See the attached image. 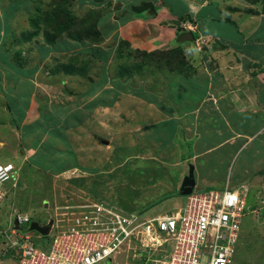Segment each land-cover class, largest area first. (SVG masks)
I'll return each mask as SVG.
<instances>
[{
  "label": "crops",
  "instance_id": "obj_1",
  "mask_svg": "<svg viewBox=\"0 0 264 264\" xmlns=\"http://www.w3.org/2000/svg\"><path fill=\"white\" fill-rule=\"evenodd\" d=\"M112 1L120 7H106ZM143 3L153 4L156 14L136 15L133 7ZM98 8L102 12L98 29L104 41L97 57L84 54L87 44L79 48L67 38L58 39L51 47L43 44L36 52L44 69H51L48 78L42 80L49 85L43 82L37 87L48 88L51 94L61 92L69 105L52 110L58 106L49 99H31L35 104H29L26 116L34 115L35 123L56 112L65 140L48 136L29 143L21 149L24 160L40 155L34 161L50 157L70 166H75V162L82 169H77L81 181L85 179L91 188L105 187V176L113 170L118 169L123 175L124 167L131 161L142 160L173 171L169 172L173 173L172 184L159 181L171 190L174 187L179 192L181 181L193 167L194 191L236 189L246 184L249 192L250 186H257L260 196L264 195V69L253 71L260 66L263 53L238 49L249 44L256 49L261 44L252 21L257 18L264 24L262 4L249 0H103L90 10ZM190 23L195 27L192 31L187 30ZM194 34L198 35L196 42ZM201 41L206 45L194 51L195 44ZM177 45L185 47L186 54L193 57L189 63L194 69L190 68L188 75L143 61L144 54L169 51ZM120 54L124 59H120ZM242 58L248 59L251 73L242 70ZM50 62L55 66H48ZM72 63L82 67L70 68ZM173 83L178 86L169 91ZM190 85L194 89L183 92ZM45 93L49 95L48 91ZM57 98L65 99L59 95ZM101 110L119 113L116 118L111 113L112 119L104 130L107 134L112 129L115 139L108 142L92 136L86 146L88 139L82 137L80 142L77 139L70 144L67 131L83 126L84 119ZM77 113L83 117L80 122ZM114 147L126 148L117 162L113 151L102 154L104 149ZM87 154L88 164L81 158ZM90 200L101 201L92 193L81 191L75 199L66 195L63 204ZM243 226L242 223L241 238ZM239 250L238 243L235 258ZM119 253L120 250L113 260Z\"/></svg>",
  "mask_w": 264,
  "mask_h": 264
},
{
  "label": "rangeland",
  "instance_id": "obj_2",
  "mask_svg": "<svg viewBox=\"0 0 264 264\" xmlns=\"http://www.w3.org/2000/svg\"><path fill=\"white\" fill-rule=\"evenodd\" d=\"M44 1L46 2L47 0H0V12L4 7L9 9L8 15L4 17L6 23L2 22L0 24V164L12 163L18 168L16 180H11L5 184L8 193L0 203V264H11L16 261V256L12 255L16 252V249L14 246L11 247L10 240H16L18 236L9 232V219L11 213L14 214L15 210L27 213L32 221L36 220L42 225H46L50 219L61 218L58 215L61 211H57V207L65 206L63 203H65L64 198L66 195H70L75 199L76 195L81 191L90 192L98 200L109 202V204L112 203L111 205L114 204V206L126 212L138 213L145 218L171 210H178L186 203V196L179 195L178 189L176 190L173 187V190H171L166 184L159 182L172 184L174 177L173 173L169 172L173 171L162 167L159 169L151 161H131L124 167L125 172L121 170L123 175L117 169L105 176L108 177L105 181L109 184H107L108 186L91 188V186L86 185L89 182H84L86 181L85 179L81 181L79 177L81 172H78L77 169L79 171L82 169L77 168L75 162V166H70L63 164V161L50 160V157H47L46 160L34 161L40 155H35L36 157L33 160H24L21 155V149H24L25 145L27 146L29 143H36L37 140L48 136L52 139L65 140L62 137L61 121H58L56 112H52L51 115L48 113L50 117L47 116V118L46 116L40 117V121L35 123H32L34 115L29 118L26 116L29 104L31 106L35 104L31 102L33 98V100L38 98L42 100L49 99L53 103L52 105L58 106L52 107V110L69 105L66 101V96H63L64 94L62 95L61 92L59 94H51L48 88L37 87L36 85L37 83L42 84L45 82L42 80L46 77L48 78V73L51 69H44V65L42 66L40 63V58L36 53L45 44L44 30H41L36 36L28 37L27 27L30 16L27 10L32 13L36 11L35 8H44ZM66 1H68L67 4L71 10L75 11L80 17L100 10L98 8L91 11L93 4L90 3V0ZM113 6L118 8L120 4L112 1L106 7H111L112 10V8L115 9ZM260 21L257 18L252 21L253 29L255 31L258 29L259 33H257L261 36V39H258L261 42L258 48L253 49L251 44L238 48L250 53L258 52V55L263 53V60L259 62L260 66L253 68V71L257 68L264 69V24L261 25ZM195 46H197V49H194V51H200L198 43ZM181 48H183L179 50L181 53L182 51L186 52L185 47ZM17 51L22 52L19 58L15 55ZM192 58L190 53H188L187 60H192ZM174 61L172 58L170 64L174 63ZM48 66H55L54 62H50ZM45 85L49 84L46 83ZM177 86V84L173 83V85H170L169 91H173ZM36 87L37 89L35 90ZM193 89L192 85L185 86L183 92ZM45 90L49 92V95L45 93L47 92ZM58 95L65 99L57 98ZM104 97L101 99H104ZM43 112V115H45L46 111ZM102 112L104 110H101L100 114L93 113L84 119L86 123H83V126L68 130V142L73 144L75 141L77 142V139L80 142V139L85 137L88 140L83 144L87 146L89 140L91 139L90 141H92V136H99L108 142H112L115 136L111 132L112 129L108 130L110 133H105V125L108 126L109 121L112 119L111 113L114 114L115 118L119 116V113L118 111H107L102 115ZM80 119V113H77V121L80 122ZM119 120L116 122L118 123ZM53 134L54 136H52ZM30 147L33 148L32 145ZM11 148L12 151L10 150ZM118 149L115 147L113 150L104 149L102 154H111L113 151L114 155L112 157L117 162V157L120 156V153L126 151V148ZM80 157L81 155H79ZM81 158H83V162L86 161L88 164L89 154ZM75 159H77V156ZM239 162H237L235 168L238 167ZM172 169L175 170V168ZM104 172L106 173V170ZM214 188L212 190L220 189L218 187ZM257 188V186H250L247 199L248 211L251 209L258 210L259 208L262 211L259 210L258 215L250 212L244 217L243 235L239 240L240 250L232 264H264V221H262V218H264L262 217L264 216V203L262 201L264 195L260 196ZM95 189L96 191H94ZM200 191L206 190L202 189ZM48 203L50 204L47 207ZM158 206L162 208L161 211H158ZM25 226V231H27L29 225L25 224ZM55 230L56 228L54 227L52 231L54 232ZM27 233L34 239L37 247L41 249L47 248L46 239L50 241L53 239L52 234L48 237H41L36 231H27ZM167 246L168 244L158 249L144 250L136 249L132 245L128 249V245H124L120 249V253L116 255V260L103 264H151L154 259L163 258L165 249L167 248L168 250L170 247Z\"/></svg>",
  "mask_w": 264,
  "mask_h": 264
},
{
  "label": "built area",
  "instance_id": "obj_3",
  "mask_svg": "<svg viewBox=\"0 0 264 264\" xmlns=\"http://www.w3.org/2000/svg\"><path fill=\"white\" fill-rule=\"evenodd\" d=\"M187 27L194 29L191 23ZM14 175L12 164H0V203L8 193L5 184ZM248 194L246 184L194 191L182 208L149 218L101 201L67 204L57 207L61 218L54 221L56 230L46 249L22 232L29 216L15 212L9 219V232L18 236L10 240L16 249L14 264H103L124 245L150 250L166 244L170 247L163 258L151 264H232L244 217L259 213V209L248 211ZM15 219L21 229L14 227Z\"/></svg>",
  "mask_w": 264,
  "mask_h": 264
},
{
  "label": "trees",
  "instance_id": "obj_4",
  "mask_svg": "<svg viewBox=\"0 0 264 264\" xmlns=\"http://www.w3.org/2000/svg\"><path fill=\"white\" fill-rule=\"evenodd\" d=\"M254 3L260 2L263 6L264 11V0H249ZM66 0H47L44 1V8H35L36 11L29 14V25L27 28L28 37L36 36L41 30H44L45 44L52 46L58 39H71L79 45V48L87 44L88 46L82 50L84 54L88 56H94L97 52H100V45L103 43L104 38L102 33L98 29V21L101 13L94 11L87 13L86 16L80 17L75 11H72L67 4ZM91 3L98 5L102 4L103 0H90ZM12 8V7H10ZM9 9L4 7L0 12V24L2 22L5 24L4 17L8 15ZM93 11V10H91ZM133 12L136 15H142L145 12H149L151 16L156 14V7L151 3H143L138 6L133 7ZM97 14V15H96ZM193 41L197 38V35H193ZM97 46V47H94ZM183 47L182 45H177L175 49L165 51V52H154L150 54H144V62H148L151 65L158 64V66L163 68H169L178 73L188 75V70L190 68L194 69V65L189 63L187 60L186 52L182 53L179 51ZM22 52L17 51L15 55L19 58ZM142 53H139V56ZM96 56V55H95ZM97 57V56H96ZM120 59H124L120 54ZM174 59V63L170 64V60ZM72 59H77V57H72ZM127 59V58H126ZM168 60V61H167ZM72 62V61H71ZM96 62V61H95ZM158 62V63H157ZM71 64L70 68H81L82 65ZM88 67V64L85 66ZM191 72V71H190ZM251 73V72H250Z\"/></svg>",
  "mask_w": 264,
  "mask_h": 264
},
{
  "label": "water",
  "instance_id": "obj_5",
  "mask_svg": "<svg viewBox=\"0 0 264 264\" xmlns=\"http://www.w3.org/2000/svg\"><path fill=\"white\" fill-rule=\"evenodd\" d=\"M241 65H242V70L249 71L248 59L242 58ZM194 188H195V180H194L193 167H190L188 174L183 178V180L180 184L179 195L188 196V195L193 193ZM53 224H54L53 219H50V221L46 225H41L38 221H31L30 226H29L27 231L28 232L29 231H36L42 236H48L51 232ZM14 227L16 229H21L18 226L17 220L14 221ZM27 231L22 230L23 233H27Z\"/></svg>",
  "mask_w": 264,
  "mask_h": 264
},
{
  "label": "clouds",
  "instance_id": "obj_6",
  "mask_svg": "<svg viewBox=\"0 0 264 264\" xmlns=\"http://www.w3.org/2000/svg\"><path fill=\"white\" fill-rule=\"evenodd\" d=\"M194 29H195V27H194ZM187 30L192 31L193 29H189V28L187 27ZM199 39L201 40V37H199L198 40H199ZM194 42H196V39H195ZM198 45L200 46V49H202V46L204 47V46L206 45V43L203 42V41H201V43L199 42ZM244 71H245V70H244ZM248 72H250V71H248ZM3 164H12V163H3ZM12 165L14 166V164H12ZM14 167H15V166H14ZM17 170H18V168L15 167V175H14L15 177L12 178L13 181L16 180L15 178H16ZM13 186H14V185H13ZM14 188H15V186H14ZM193 192H194V191H193ZM186 197H187V196H186ZM15 212H19V213H21V214H26V215H28L27 213H22V212L17 211V210H15ZM15 212H14V214H15ZM16 214H17V213H16ZM16 214H15V215H16ZM11 215H12V213H11ZM28 216H29V215H28ZM10 217H11V216H10ZM263 217H264V216H263ZM29 218H30V217H29ZM15 220H16V219H15ZM31 221H32V219L30 218V222H29V224H28L29 226H30ZM34 221H36V220H34ZM49 221H50V220H49ZM39 223H40V222H39ZM40 224H41V223H40ZM47 224H48V223H47ZM28 225H27V226H28ZM41 225H42V224H41ZM19 227H20V226H19ZM20 228H21V227H20ZM22 228H23V230H25V227L22 226ZM52 228H53V227H52ZM51 231H52V229H51ZM37 233H38V232H37Z\"/></svg>",
  "mask_w": 264,
  "mask_h": 264
}]
</instances>
